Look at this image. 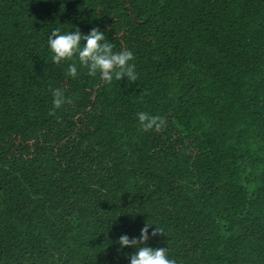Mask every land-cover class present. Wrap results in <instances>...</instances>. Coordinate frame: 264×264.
Masks as SVG:
<instances>
[{"label":"trees","instance_id":"1","mask_svg":"<svg viewBox=\"0 0 264 264\" xmlns=\"http://www.w3.org/2000/svg\"><path fill=\"white\" fill-rule=\"evenodd\" d=\"M94 27L136 82L52 63ZM146 224L177 264H264V0H0V264H129Z\"/></svg>","mask_w":264,"mask_h":264},{"label":"clouds","instance_id":"2","mask_svg":"<svg viewBox=\"0 0 264 264\" xmlns=\"http://www.w3.org/2000/svg\"><path fill=\"white\" fill-rule=\"evenodd\" d=\"M47 43L52 63L57 65L67 63L66 75L70 78L78 77L79 67L86 69L91 77L99 73L100 78L106 83H111L114 79L118 81L126 79L129 83L138 80L136 66L133 63L134 53L131 50L114 51V45L99 28L94 27L87 34L82 33L79 28H75L74 31H61L57 28L48 36ZM52 96L55 109L71 103V99L61 88L53 89ZM137 117L141 129L145 132L160 130L166 124L163 117L147 112H139ZM150 227L152 226L146 224L141 229L139 237L120 235L115 241L119 245L117 252L124 248H134V253L126 256L129 264H177V260L170 257L168 248L147 246ZM158 234H164L163 229L155 226L151 236L155 237Z\"/></svg>","mask_w":264,"mask_h":264}]
</instances>
